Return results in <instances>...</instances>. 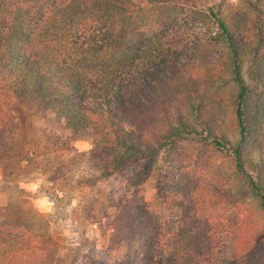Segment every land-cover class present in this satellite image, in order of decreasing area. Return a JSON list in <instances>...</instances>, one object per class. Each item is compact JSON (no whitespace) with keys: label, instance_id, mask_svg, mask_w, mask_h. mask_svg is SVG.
Segmentation results:
<instances>
[{"label":"trees","instance_id":"trees-1","mask_svg":"<svg viewBox=\"0 0 264 264\" xmlns=\"http://www.w3.org/2000/svg\"><path fill=\"white\" fill-rule=\"evenodd\" d=\"M201 1L0 0V146L14 103L37 100L68 132L92 133L105 176L132 166L135 190L153 180L151 200L128 215L124 255L111 264L211 257L199 236L173 235L156 215V207H174L182 224L197 223L204 209L193 189L158 166L162 149L179 139L229 158L263 217L235 233L231 262L251 260L264 241V0ZM174 33L187 40L168 43ZM221 102L233 139L222 128ZM20 226L0 207V264H29L37 254Z\"/></svg>","mask_w":264,"mask_h":264},{"label":"rangeland","instance_id":"rangeland-1","mask_svg":"<svg viewBox=\"0 0 264 264\" xmlns=\"http://www.w3.org/2000/svg\"><path fill=\"white\" fill-rule=\"evenodd\" d=\"M218 1L202 0L199 6ZM186 40L184 34L174 33L168 43L182 45ZM3 77L6 74L0 70V80ZM223 106L221 102L218 111L222 128L233 139ZM11 120V132L0 146V207L8 224L21 225L39 246L37 254L28 258L29 264L53 257L58 259L56 264H90L92 259L111 264L121 259L128 215L142 201L151 200L153 180L135 190L129 184L132 166L105 176L106 156L92 143V133L68 132L37 100L15 102ZM160 154L158 166H167L171 177L193 189L204 209L198 211L197 223L192 219L182 224L181 213L174 207H156L158 218L173 235L188 231L199 236L212 250L204 264H234L230 245L235 233L245 234L248 225L258 226L263 218L245 190L244 179L229 158L193 139H179ZM20 182H35L39 188L29 192ZM42 196L52 201L51 213L34 207L33 201ZM22 230L13 233L18 237ZM240 264H264V241L251 260Z\"/></svg>","mask_w":264,"mask_h":264},{"label":"clouds","instance_id":"clouds-1","mask_svg":"<svg viewBox=\"0 0 264 264\" xmlns=\"http://www.w3.org/2000/svg\"><path fill=\"white\" fill-rule=\"evenodd\" d=\"M20 187L26 191L35 193L39 188V184L35 182H20ZM33 204L34 207L41 212L51 213L52 211V201L49 200L47 196H42L41 198L34 200Z\"/></svg>","mask_w":264,"mask_h":264}]
</instances>
